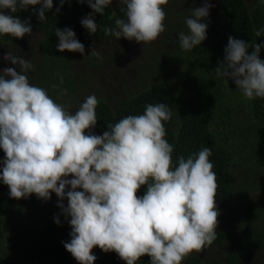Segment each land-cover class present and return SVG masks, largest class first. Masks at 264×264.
I'll return each instance as SVG.
<instances>
[{
	"label": "clouds",
	"instance_id": "1",
	"mask_svg": "<svg viewBox=\"0 0 264 264\" xmlns=\"http://www.w3.org/2000/svg\"><path fill=\"white\" fill-rule=\"evenodd\" d=\"M65 2L60 0L61 7ZM121 2L126 5V20L116 19L115 29L105 28L106 36L148 44L165 31L162 6L168 0ZM87 3L92 13L81 24L95 34L94 15H102L112 0ZM38 4V19L44 22L53 0H0V10L16 13ZM211 7L205 0L203 7L191 10L192 18L185 21L188 33H179L182 50H192L206 39L208 25L201 21ZM31 33L28 22L0 11V35L22 39ZM262 33L264 29L255 34ZM55 35L57 51L85 52L72 29L56 28ZM262 47L229 36L224 61L215 69L248 100L264 98ZM91 54L100 57L94 48ZM4 59L21 71L0 70V149L5 154L0 181L8 186L10 198L17 200L32 194L49 200L56 194L61 201L57 206L66 219L70 217L71 240L64 247L78 264H94L97 257L92 249L97 246L105 253L115 252L126 264H137L145 255L150 264H182L192 252L215 241L220 212L215 203L216 173L209 161L212 152L204 147L187 159L181 156L173 168L174 148L165 139L164 127L172 117L171 109L164 103L148 104L144 114L128 115L95 135L90 131L97 124L95 95L86 97L73 114L47 90L30 84V60L11 52ZM69 185L71 190L66 192ZM142 185L147 190L141 197L137 192ZM65 197L67 207L62 203ZM55 223L60 224L59 218Z\"/></svg>",
	"mask_w": 264,
	"mask_h": 264
},
{
	"label": "trees",
	"instance_id": "2",
	"mask_svg": "<svg viewBox=\"0 0 264 264\" xmlns=\"http://www.w3.org/2000/svg\"><path fill=\"white\" fill-rule=\"evenodd\" d=\"M186 3L189 5V1ZM40 7L29 6L16 13L0 11L28 22L39 35L41 52L33 65L34 81L52 99H66L76 94L79 87L83 89L72 77L71 60L80 55L92 59L93 40L116 38L106 36L104 30L115 29L118 18L126 20V5L118 0L106 6L102 15L96 13L95 34H90L81 24L92 13L87 0L84 3L66 0L62 7L60 0H53L44 22L38 19ZM215 11V20L208 15L201 21L208 25L206 39L188 51L182 50L179 43V33L189 31L185 18L181 17L177 23L169 22L177 35L169 37L172 49L158 50L161 56L152 58L149 71L145 70L140 77L143 80L130 77L129 85L123 86L115 97L99 94L95 109L97 124L90 131L102 135L108 124L115 125L128 115H142L148 104L164 103L172 111L164 127L165 139L174 148L173 168L178 166L179 157L187 159L208 147L218 184L215 203L220 215L216 239L204 248L207 256L194 251L182 264H257L259 261L264 264V98L248 100L231 79L218 77L215 72L224 61L229 36L250 45H264V33L255 34L264 29V0H217ZM181 14L191 17L192 12L187 8ZM56 28L72 29L85 52L57 51ZM26 38V35L22 39L0 35V43L13 45V53H19L25 48ZM252 50L249 47V53ZM260 58L264 60V47ZM4 158L0 149V162ZM2 167L0 163V170ZM70 190L69 185L66 192ZM146 190L147 185H142L137 195L142 197ZM55 218H59V225ZM68 220L70 217L66 219L63 214L45 210L43 200L35 194L18 200L10 198L8 186L0 181V264H78L64 247L71 240ZM226 220L230 224L222 226ZM231 226L236 229L240 226L237 241L232 240L236 231ZM92 254L97 257L94 264H126L115 252L105 253L98 246L92 249ZM137 264H150V257L142 256Z\"/></svg>",
	"mask_w": 264,
	"mask_h": 264
},
{
	"label": "rangeland",
	"instance_id": "3",
	"mask_svg": "<svg viewBox=\"0 0 264 264\" xmlns=\"http://www.w3.org/2000/svg\"><path fill=\"white\" fill-rule=\"evenodd\" d=\"M189 1V5L188 2ZM252 2L253 0H247ZM118 0H112L113 4H116ZM205 0H168L167 5L162 6L166 18L164 20L165 31L161 33L158 38L148 44L137 43L135 40L129 41L123 37L119 40L114 38L112 40L95 39L92 41V49L94 48L100 53V57L93 55L92 59H86L84 56L73 57L71 60L72 77L75 82L82 85V90H79L76 94L66 99H53L57 103L63 104L68 111L75 114L80 104L84 102L85 98L90 95L96 97L100 95H106L115 97L117 92L121 90L123 86L129 85L130 77H134L133 80L141 81L140 78L143 72L149 71L150 63L155 55V58H159L161 55L158 53L160 49H172V42L169 37L176 38L177 35L172 30V26L169 22H179L181 17L192 18L189 15L181 14L183 9H194L204 6ZM212 5L209 9L210 17L215 20V6L217 0H208ZM25 48L19 53H13L15 47L13 45L4 46L0 43V70L4 68H14L18 73L21 71L18 65H13L10 61L4 59V56L11 52L12 55L22 57L26 60H30L32 65L37 64L39 60V54L41 52L39 40L40 37L33 30L31 34H26ZM166 39V41H163ZM160 46V48H159ZM34 68V66H33ZM33 68L28 71V79L30 84L37 86L34 81ZM2 74V73H0ZM38 87V86H37ZM61 201L55 193L51 194V199L43 200L45 210L51 213L62 214V210L57 206ZM65 207L68 203L66 197L62 201ZM230 224L228 220L222 223V226ZM235 228V226H231ZM233 234V241H237V238L241 235L240 226L235 228ZM200 254L207 256V249L199 251ZM257 264H261L260 261Z\"/></svg>",
	"mask_w": 264,
	"mask_h": 264
}]
</instances>
